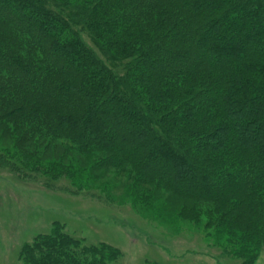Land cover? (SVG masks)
<instances>
[{"label":"trees","instance_id":"16d2710c","mask_svg":"<svg viewBox=\"0 0 264 264\" xmlns=\"http://www.w3.org/2000/svg\"><path fill=\"white\" fill-rule=\"evenodd\" d=\"M0 170L220 258L264 255V0H0ZM56 223L23 264H109ZM156 264V263H147Z\"/></svg>","mask_w":264,"mask_h":264},{"label":"rangeland","instance_id":"374dc122","mask_svg":"<svg viewBox=\"0 0 264 264\" xmlns=\"http://www.w3.org/2000/svg\"><path fill=\"white\" fill-rule=\"evenodd\" d=\"M61 183L47 189L0 170V264H23L22 247L50 233L56 223L85 245L117 248L120 256L109 264H241L218 257L219 250L200 232L183 229L173 235L129 206H108L84 193L72 195ZM254 264H264V255Z\"/></svg>","mask_w":264,"mask_h":264}]
</instances>
